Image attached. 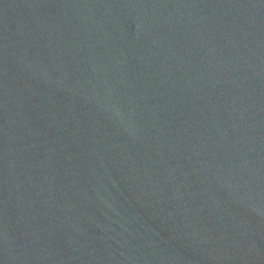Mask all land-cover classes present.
I'll return each instance as SVG.
<instances>
[{"label":"water","instance_id":"95a60500","mask_svg":"<svg viewBox=\"0 0 264 264\" xmlns=\"http://www.w3.org/2000/svg\"><path fill=\"white\" fill-rule=\"evenodd\" d=\"M264 74V0H84Z\"/></svg>","mask_w":264,"mask_h":264},{"label":"clouds","instance_id":"9594fccd","mask_svg":"<svg viewBox=\"0 0 264 264\" xmlns=\"http://www.w3.org/2000/svg\"><path fill=\"white\" fill-rule=\"evenodd\" d=\"M117 115H119V112L117 111Z\"/></svg>","mask_w":264,"mask_h":264}]
</instances>
